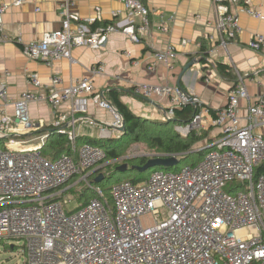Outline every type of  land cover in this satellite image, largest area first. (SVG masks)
<instances>
[{
    "label": "built area",
    "instance_id": "obj_1",
    "mask_svg": "<svg viewBox=\"0 0 264 264\" xmlns=\"http://www.w3.org/2000/svg\"><path fill=\"white\" fill-rule=\"evenodd\" d=\"M27 1L36 0H0L1 43L9 41L5 14ZM207 1L218 8L217 22L208 25L215 27L225 47L243 34L238 10L264 19V0L259 6L252 0ZM124 3L128 15L118 25L93 28L102 20L100 15L82 21L63 11L61 29L44 34L40 41L17 42L28 58L48 68L72 60L75 48L99 50L109 35L118 32L140 44L151 33V10L141 0ZM172 19L163 22V34L169 33ZM250 48L264 55V35L255 34ZM178 57L177 47L167 44L155 53L148 70L155 71L159 63L174 70ZM104 73V66L94 67L89 76L69 86L59 75L44 84L31 74L30 84L36 90L19 100L10 98L9 86L0 78V242L23 240L27 264H264V96L252 102L243 83L232 88L228 103L212 120L219 137L202 149L207 153L201 162L179 171H155L140 184L117 183L111 190V204L95 182L103 176L99 172L106 154L89 143L79 145L76 127L77 115L88 113L91 99L112 115L107 126L100 125L102 139L123 135V117L94 90L93 79ZM132 90L139 99L167 100L160 120H173L176 110L193 106L197 112L190 122L175 128L182 137L208 130L211 109L179 86L136 83ZM243 101L247 102L244 111ZM41 103L51 106L55 120L50 125L70 142V152L55 161L40 153L47 136L38 146L14 139L41 130L44 123L37 125L30 115V106ZM67 103L72 107L69 123L58 112ZM83 122L98 125L92 118ZM172 157L180 159L152 156ZM79 183L95 197L85 206L69 209L76 201L72 189Z\"/></svg>",
    "mask_w": 264,
    "mask_h": 264
},
{
    "label": "crops",
    "instance_id": "obj_2",
    "mask_svg": "<svg viewBox=\"0 0 264 264\" xmlns=\"http://www.w3.org/2000/svg\"><path fill=\"white\" fill-rule=\"evenodd\" d=\"M142 1L151 10V35L142 43L135 44L126 34L118 32L109 35L99 50L75 48L72 60H61L52 68L30 60L15 39L20 38L23 43L40 41L44 34L61 29L63 11L78 15L82 21L98 18L100 15L102 20L93 28L104 24L118 25L128 15L124 0H36L27 1L20 8H11L4 16L5 30L11 41L0 44V78L9 85L12 99H18L25 92L34 91L28 82L29 74H38L44 84H48L54 75H59L64 85L69 86L72 82L89 76L90 70L94 67L104 66L105 73L93 79L96 94L108 97L111 91L119 92L121 101L136 115L160 120L168 107L167 100L155 102L157 104L155 105L150 101L136 98L132 93L134 84L178 85L184 68L191 61L201 58L203 43L208 46V63L204 65L201 62L195 65L184 76L181 87L188 95L199 98L204 107L216 112L228 103L230 90L242 83L246 86L252 102L264 96V55L250 48V42L255 34L264 35V19H254L238 10L237 15L243 34L239 40L228 42V46L223 47L216 30L207 24L213 20L214 15L211 2ZM252 1L256 6L261 3L260 0ZM197 16L200 18L197 19ZM170 18H173L169 23L170 31L163 34L161 26L163 22L168 23ZM184 40L188 45H182ZM167 44H173L179 52L175 69L170 70L167 64L159 63L155 71L150 72L148 66L152 64L155 53L164 50ZM218 64L229 66L235 80L229 81L220 77L216 71ZM6 71L10 73L9 77L4 76ZM241 107L244 111L247 102H241ZM71 110V104L67 103L58 111L67 117L68 123L71 121ZM30 115L37 125L40 122L50 125L55 120L53 109L46 103L31 105ZM214 117L208 116L209 128L203 132L204 134L213 129V134L211 133L213 136L204 138L205 142L210 139L206 146L219 137V130L212 126ZM91 118L97 122V126L83 122ZM37 119L40 121L37 122ZM76 119L79 139L96 141L103 140L100 125L107 126L112 121V115L98 109L89 99L88 113L78 114ZM203 148L196 146L193 151L198 153Z\"/></svg>",
    "mask_w": 264,
    "mask_h": 264
},
{
    "label": "trees",
    "instance_id": "obj_3",
    "mask_svg": "<svg viewBox=\"0 0 264 264\" xmlns=\"http://www.w3.org/2000/svg\"><path fill=\"white\" fill-rule=\"evenodd\" d=\"M142 2L145 5V2ZM105 26L106 24H104L103 27ZM200 55L202 63L207 64V58L209 57L207 44H202ZM216 71L217 74L223 79L229 81L235 80L234 74L232 73V69L227 65L218 64L216 67ZM104 98L108 102H111V104L123 117L124 124L126 127L125 132L120 138H111L96 141L79 139V145L89 143L93 146L100 147L104 150L106 154V161L120 159L122 156H124L125 152L128 151L130 147L134 144L146 145L149 149L154 150L153 153L155 154L177 155L180 157V163L174 168L158 167L155 169L148 170L146 172H139L138 170L133 169V167L136 166H144L147 163L146 159L139 161V165L129 164V169L126 172L118 171V168L120 166L115 167L110 165L108 168H102L99 174L102 173L104 179L100 183H96V186L102 188V190L105 192V197L108 201H110L111 204V190L113 186L117 183L123 181H131L134 184H140L145 182V175L148 172L152 175L153 172L158 170L170 169V171H179L185 167L197 165L204 159L207 150L200 151L198 153L193 152L196 145L202 142V140H204V137L194 133L189 137L184 138L175 130L178 124L185 125L190 122V120L197 112V110L193 106H187L181 110H176V117L173 120L164 121L147 119L136 115L127 105H125L121 101V96L119 92L111 91L108 94V97L104 95ZM216 113V111L211 110V114L213 116H216ZM69 152L70 142L68 136L65 134H60L55 129H53L50 132L49 140L45 145V151L43 152L44 157L49 160L55 161L63 154ZM190 160H192L191 164ZM109 169L112 170L107 173ZM127 173L137 174H135L136 176L131 175L127 177ZM116 176H119V179H117ZM115 178L117 179V181H122L110 185L109 182ZM84 189L85 192H81L80 187L72 189V193L75 196V200L79 203L78 205L80 206L87 205L95 197V194L90 189ZM85 196H89L87 200H85ZM12 249L14 250V248Z\"/></svg>",
    "mask_w": 264,
    "mask_h": 264
},
{
    "label": "rangeland",
    "instance_id": "obj_4",
    "mask_svg": "<svg viewBox=\"0 0 264 264\" xmlns=\"http://www.w3.org/2000/svg\"><path fill=\"white\" fill-rule=\"evenodd\" d=\"M142 1V0H141ZM144 4V3H143ZM213 5V12H214V15H213V23L215 24L217 22V17H218V14H217V10L218 8L215 7L214 4ZM208 24V23H207ZM213 24V25H214ZM210 28H214L213 26H209ZM151 29V28H150ZM4 32L5 34L7 35L6 33V30H5V25H4ZM151 35V33H150ZM149 35V36H150ZM8 36V35H7ZM148 36V37H149ZM9 38V41H11V38L8 36ZM146 38V37H145ZM143 38V40L145 39ZM20 38H17L15 39V42H17ZM18 43V42H17ZM0 44H2L0 42ZM19 45H21L22 47V50H23V45L18 43ZM225 47V46H223ZM208 54H209V50H208ZM30 59V58H29ZM198 59V58H197ZM208 59V58H207ZM32 60V59H30ZM34 62H39V61H36V60H32ZM202 62V61H201ZM200 62V63H201ZM40 64H43V62H39ZM198 63V64H200ZM208 63V62H207ZM205 65V64H204ZM193 68V67H192ZM8 72V71H6ZM6 72L4 73V75L6 74ZM35 75H38V74H35ZM30 77H31V74H29V77H28V82H29V85L31 86L30 84ZM38 78L41 80L40 76L38 75ZM42 81V80H41ZM8 85V84H7ZM155 85V84H154ZM9 86V85H8ZM178 86V85H177ZM245 86V85H244ZM31 87H33V89L36 90V88H34V86L32 85ZM10 92V91H9ZM133 92V90H132ZM26 93V92H25ZM23 95V94H22ZM22 95L18 98V99H12L11 97V94H10V98L12 100H19ZM35 120V119H34ZM39 122L40 120L37 119ZM43 124V126H41V130H37V131H34L32 135L30 136H27V137H15L14 139L17 140V141H20V142H23L24 145L26 146H30V145H34V146H38L40 144H42L43 142V137L44 136H47V139L45 140V142H43V147L41 148V155H43V152L45 151V145L47 144L48 140H49V137H50V132L55 129V127L53 125H48V124H45V122H40V124ZM53 128V129H52ZM51 130V131H50ZM211 133L213 134V129H209L208 132L204 133L203 134V137L207 139L209 137H212L213 135H211ZM210 140V139H209ZM208 140V142H209ZM207 141L205 142V140H203L202 142H200L199 144H197L196 146H198L199 148H203L206 146V144L208 143ZM154 150H151L149 149L146 145H143V144H134L130 147V149L128 151L125 152L124 156H122L120 159L118 160H105V162L103 163V168H108L110 165L111 166H122L124 164H135V165H139V161L141 160H144L146 159L147 162L152 158L153 155H163V154H155L153 153ZM192 160H190V164H191ZM147 164V163H146ZM129 165V166H130ZM155 169V168H154ZM112 169H109L107 171V173H109ZM166 172H170V169H167ZM137 173H127V177L128 176H131V175H135ZM136 176V175H135ZM151 176V173L149 174V172L145 175V180L144 181H147ZM117 179H119V176H116ZM113 179L112 181L109 182L110 185H113L114 183H117L119 181H122V180H119L117 181V179ZM108 184V185H109ZM83 184L79 183V187L82 186ZM106 188V187H105ZM78 190V189H77ZM80 191L82 192H85V189L82 187L80 188ZM75 197V196H74ZM89 196H85V200L88 199ZM78 202L75 201V203H72L70 205V208L69 209H74L78 206ZM12 246L14 247V250L12 249ZM24 246H25V242L23 240H9V241H3V242H0V264H27V257L26 255L23 253L24 251Z\"/></svg>",
    "mask_w": 264,
    "mask_h": 264
},
{
    "label": "water",
    "instance_id": "obj_5",
    "mask_svg": "<svg viewBox=\"0 0 264 264\" xmlns=\"http://www.w3.org/2000/svg\"><path fill=\"white\" fill-rule=\"evenodd\" d=\"M202 60L201 58H198L196 60H193L191 61L183 70L182 74L180 75L179 77V82H178V86L181 87V82L184 78V76L186 75V73L192 68L194 67L195 65H197L198 63H200ZM183 91L185 92V90L183 89ZM187 93V92H185ZM152 102V101H150ZM154 103L155 105H157L155 102H152ZM125 124L123 126V128L121 129V132H125ZM180 163V159H178L177 157H172V158H153L151 160H149L147 162V164H145L144 166L142 167H139V166H136V167H133V169H136L138 170L139 172H146L148 170H151V169H154V168H174L175 166H177L178 164ZM129 169V165L128 164H124L122 166H120L118 168V171L120 172H126L127 170ZM103 176H100L99 178L96 179V183H100L102 180H103ZM12 248H14L12 246Z\"/></svg>",
    "mask_w": 264,
    "mask_h": 264
},
{
    "label": "bare ground",
    "instance_id": "obj_6",
    "mask_svg": "<svg viewBox=\"0 0 264 264\" xmlns=\"http://www.w3.org/2000/svg\"><path fill=\"white\" fill-rule=\"evenodd\" d=\"M179 88L181 89L182 87L179 86ZM181 90H183V88ZM152 102H154V101H152Z\"/></svg>",
    "mask_w": 264,
    "mask_h": 264
}]
</instances>
